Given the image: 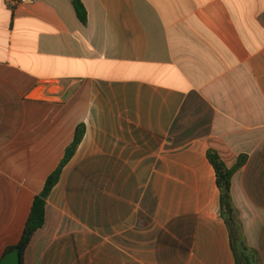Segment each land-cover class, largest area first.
<instances>
[{"label": "crops", "instance_id": "obj_1", "mask_svg": "<svg viewBox=\"0 0 264 264\" xmlns=\"http://www.w3.org/2000/svg\"><path fill=\"white\" fill-rule=\"evenodd\" d=\"M81 1L0 0V260L84 124L23 264H236L210 149L264 264V0ZM88 162L124 200L84 229Z\"/></svg>", "mask_w": 264, "mask_h": 264}, {"label": "trees", "instance_id": "obj_2", "mask_svg": "<svg viewBox=\"0 0 264 264\" xmlns=\"http://www.w3.org/2000/svg\"><path fill=\"white\" fill-rule=\"evenodd\" d=\"M73 6L79 21L82 24L87 25L88 13L83 2L81 0H73ZM85 133V125L80 124L76 129L73 142L66 149L64 158L53 173L48 176L42 192L34 198L31 212L19 243L7 248L4 256L8 253L18 251L22 258V264L24 263L25 253L34 235L42 229L45 224L47 201L54 188L59 184L64 168L69 164L81 145ZM207 158L215 171L216 184L221 192V216L227 222L231 231V240L236 256V264H257L252 251L241 240H239L240 227H238L236 221V211L231 194L233 178L245 166L247 157L241 156L237 164L232 168H229L223 162L216 150L210 149L207 152Z\"/></svg>", "mask_w": 264, "mask_h": 264}, {"label": "rangeland", "instance_id": "obj_3", "mask_svg": "<svg viewBox=\"0 0 264 264\" xmlns=\"http://www.w3.org/2000/svg\"><path fill=\"white\" fill-rule=\"evenodd\" d=\"M82 168L83 175L69 183L64 201L68 203V212L73 214L72 217L83 219L86 229L95 218V213H107L109 204L122 203L124 195L118 191L113 193L107 178L95 177V162L83 163Z\"/></svg>", "mask_w": 264, "mask_h": 264}, {"label": "water", "instance_id": "obj_4", "mask_svg": "<svg viewBox=\"0 0 264 264\" xmlns=\"http://www.w3.org/2000/svg\"><path fill=\"white\" fill-rule=\"evenodd\" d=\"M0 264H22V258L18 251L6 254L1 260Z\"/></svg>", "mask_w": 264, "mask_h": 264}, {"label": "built area", "instance_id": "obj_5", "mask_svg": "<svg viewBox=\"0 0 264 264\" xmlns=\"http://www.w3.org/2000/svg\"><path fill=\"white\" fill-rule=\"evenodd\" d=\"M19 1L22 4L31 3V0H19Z\"/></svg>", "mask_w": 264, "mask_h": 264}]
</instances>
